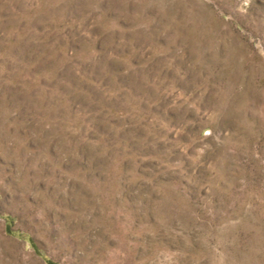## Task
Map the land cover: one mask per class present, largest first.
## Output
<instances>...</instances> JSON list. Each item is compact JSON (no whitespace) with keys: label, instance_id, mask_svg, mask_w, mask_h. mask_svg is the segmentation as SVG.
<instances>
[{"label":"rangeland","instance_id":"obj_1","mask_svg":"<svg viewBox=\"0 0 264 264\" xmlns=\"http://www.w3.org/2000/svg\"><path fill=\"white\" fill-rule=\"evenodd\" d=\"M0 264H264V0H0Z\"/></svg>","mask_w":264,"mask_h":264}]
</instances>
